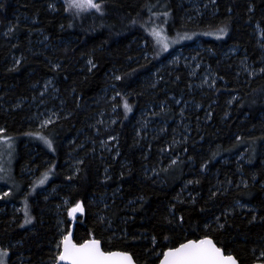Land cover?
I'll return each mask as SVG.
<instances>
[{
  "label": "trees",
  "instance_id": "16d2710c",
  "mask_svg": "<svg viewBox=\"0 0 264 264\" xmlns=\"http://www.w3.org/2000/svg\"><path fill=\"white\" fill-rule=\"evenodd\" d=\"M53 2L0 0V96L5 98L0 101V128L4 134H22L13 173L21 189L12 188L4 196V211L0 213V248L8 250V264H56L61 221L66 233L72 227L76 242L94 236L104 250L127 251L137 264H157L165 248L204 235L234 255L239 264L264 262V256L258 257L264 252V71L240 84L219 56L231 46L250 54L257 50V43L264 48V0H214L212 13L195 20L183 14L178 0H98L101 11L85 12L76 19L60 1L52 9ZM23 19H33L36 25L25 24ZM253 23L260 28L261 41L252 34ZM8 25L13 28L11 35L20 34L17 49L7 45L1 35ZM31 28L45 34L54 49L42 55L26 51L24 33ZM221 28L226 31L217 35ZM155 30L161 31L167 49L153 36ZM180 37L185 43L187 37L199 38L214 51L211 63L231 83L229 87L218 83L220 86L203 102L213 107L212 116L183 146V159L195 164L192 168L179 160L157 165L155 144L138 142L131 121L132 109L153 99L144 92L141 78L167 59L172 42ZM17 52L21 54L19 61L11 63L9 54ZM85 60H91V68ZM173 74L165 71L157 81L164 88H155L158 101L184 90ZM179 75L183 80V74ZM45 78H52L67 93L73 92L66 94L69 114L39 131L50 139L51 151L42 141L22 138L29 131L23 121L26 114L5 104V100L29 97L30 86ZM109 83L119 92L114 99L119 113L125 103L130 108L124 116L119 114L107 131L115 136L117 152L115 161L105 166L109 177L103 181V169L87 150L79 153L83 159L78 170L66 172L62 165L65 143L79 129L88 127L87 103ZM234 93L237 96L232 105H224ZM166 143L160 147H167ZM240 151L246 153V159L237 162L233 156ZM26 165L37 167L39 177L30 179L33 173L29 178L23 176ZM153 166L157 169L152 175L147 169ZM235 168L251 172L254 178L230 187H214L215 176L221 180L224 174L236 176ZM45 173L49 176L38 183ZM189 181L192 183L184 189ZM54 186L59 187L53 196L41 192ZM106 187L116 191V197L103 200ZM236 201L253 205L259 210L260 221L237 211L218 217ZM77 202L83 211L72 222L67 209ZM10 203L27 209L26 226L20 213L10 211Z\"/></svg>",
  "mask_w": 264,
  "mask_h": 264
},
{
  "label": "rangeland",
  "instance_id": "374dc122",
  "mask_svg": "<svg viewBox=\"0 0 264 264\" xmlns=\"http://www.w3.org/2000/svg\"><path fill=\"white\" fill-rule=\"evenodd\" d=\"M51 8H54L55 3L58 1L62 2L67 8V0H53ZM180 8L183 14L189 18L195 20L206 13L213 10V1L208 0H178ZM98 3V0H94ZM96 10L94 8H86L83 10H78L72 8L68 10L72 14L73 19L79 18L85 12H90ZM212 13V12H211ZM26 21L25 24L36 25L33 19H23ZM252 34L257 35L258 41L262 40L260 34V28L253 23ZM13 28L11 25L4 28L1 35L4 42L10 45L11 48L17 49L19 46V33L11 35ZM26 51L34 54H44L46 51H52L54 45L49 41L48 37L42 32L36 29H28L24 33ZM23 43V42H21ZM170 45V44H169ZM256 51L254 54H250L245 49L239 48L237 46H231L219 55L222 60L228 63V68L233 76L234 80L240 84H247L249 79L261 74L264 69V48L257 43ZM18 53V52H17ZM215 53L208 47H206L199 38L187 37L186 43L183 39L175 40L171 44V51L166 60L159 63L157 69L150 71L148 74L141 78L142 86L144 87V92L147 95H153L152 100H147L142 104L136 106L131 112V121H133V128L138 137V142L143 141V143L151 142L155 144V159H158L157 165L164 166V162H175L176 160L180 162L188 163V167H193L195 164H190V160H184L183 156L186 151H183V146L189 144L191 138L193 137L194 130L200 133V128L203 123H208L212 116V108L210 103L205 106L206 98L215 91L218 83L226 85L229 87V83L225 78L221 77L218 73L217 66H214L210 61V56H214ZM21 54L11 53L8 59L11 63L18 62ZM53 62V63H52ZM48 63L54 65V61L48 58ZM85 65L91 68L93 65L91 60H85ZM168 71L169 73L174 72L173 80L177 83H181L182 87L185 86L184 90L178 95H169L167 100L158 101L155 98L156 90L155 88H162V85H157V81L160 76ZM183 74V80L180 78ZM182 81V82H181ZM30 96L21 97L11 102L5 100V104H10L13 106V110L20 109L25 113L23 121L28 125L22 138L28 141L34 140L36 142L42 141L47 148L49 145L45 142L44 136L39 133L42 128L55 122L69 114L67 109V96L66 94L72 95L73 92L67 91L60 88L52 78H45L39 83L32 84L30 86ZM224 92L226 89L221 87ZM71 92V93H70ZM227 92V91H226ZM119 95L118 90L115 89V85L109 83L104 87L98 96H96L92 101L88 102L86 106L88 123L87 128L79 129L76 132L74 138L66 141L65 147L67 148L64 153V160L62 165L64 166V171L66 172H76L82 163V156L79 154L82 150H87L90 156H94L101 166L103 181L109 176L106 173L105 166L110 161H115L117 152L115 149V136L110 135L107 131L111 128L112 124L117 121V116L122 114L124 116L125 109H121L119 113V106L114 103L115 97ZM237 93H234L232 98L228 96L225 100L224 105L231 106L233 101L236 99ZM0 96V101L4 100ZM224 111L227 110L223 107ZM171 111V114H169ZM169 117V119H165ZM128 119V118H127ZM2 129V128H0ZM22 134H4L0 132V213L4 211L5 199L4 196L10 193L11 189L20 190L21 185L13 178L14 164L17 153V145ZM5 137L7 139H5ZM111 137V139H109ZM31 139V140H30ZM50 141V139L47 138ZM167 140L168 143L165 144L167 147H160L164 141ZM159 141V143H155ZM27 142V141H26ZM41 142V143H42ZM143 146V145H141ZM264 149V147H263ZM48 150H52L48 148ZM153 150V151H154ZM32 152V150H31ZM88 155L87 153H85ZM160 154V155H159ZM36 156V154L34 155ZM160 156H164L167 160L162 161ZM33 158V157H32ZM237 162L245 161L246 153L240 151L233 156ZM264 163V158H263ZM48 161H45L47 164ZM22 169L23 176H27L30 179H36L39 177L37 174V167L30 169L28 165L24 166ZM157 167H149L147 171L150 174H154ZM235 168L237 175L232 176L230 174H224L223 179H219L215 176L216 184L214 187H230L234 183L242 184L246 183L249 178H254V175L248 171L237 170ZM204 171V167L201 168ZM230 170V169H229ZM49 176V173H47ZM210 175H212L210 173ZM46 178L45 174L40 175V180ZM255 180V179H254ZM190 184L186 182L184 189ZM59 186H54L49 190H42V193L51 194L52 196L56 194ZM107 192L102 196V199L116 197L117 192L111 188H105ZM111 189V190H110ZM4 201V202H3ZM245 205V207H241ZM67 206L65 202L64 207ZM9 209L15 214L20 213L23 217V224L26 226L28 220L26 216L28 215L27 209H23L20 206L10 203ZM73 207V206H72ZM71 207V208H72ZM69 221L74 222L76 218L82 213L76 212L74 216L68 215ZM65 211V210H63ZM239 213H249L252 217V221H260L257 216L259 210H257L253 205L242 201H236L230 208L224 210L223 214L218 216L223 218L228 214L233 212ZM255 217V219H253ZM61 237L66 233L63 227L62 221L59 223ZM264 240V235L261 238ZM264 247V241L262 243ZM4 248H0L3 250ZM260 251L258 257H261ZM8 252L7 255L3 257L2 264H8Z\"/></svg>",
  "mask_w": 264,
  "mask_h": 264
},
{
  "label": "snow or ice",
  "instance_id": "6c2138e0",
  "mask_svg": "<svg viewBox=\"0 0 264 264\" xmlns=\"http://www.w3.org/2000/svg\"><path fill=\"white\" fill-rule=\"evenodd\" d=\"M102 2L103 0H101ZM101 3H95L94 0H67L66 11L72 8L78 10L94 8L101 11ZM225 31L226 29L221 28L218 30L217 35H223ZM152 34L157 38V42L162 44V48L167 49L168 43L166 39H161V31L155 30ZM180 38L183 39L184 37ZM117 79L120 78L117 77ZM124 107L126 110H130L127 103ZM2 131L3 129H0V132ZM5 139L7 138L5 137ZM43 139L51 147V141L47 140L46 137ZM45 176H47V173H45ZM43 182V178L38 181V183ZM189 183H192V181H189ZM241 207H245V205H241ZM80 211H83V207L80 202H77L68 210V215L74 216V213ZM165 239H168V237H165ZM153 242H155V237ZM58 249L56 261H64L66 264H136L132 254L127 251L103 250L101 241L94 236L84 239L80 243L75 242L72 239L71 230L61 237V246H58ZM7 252V249L0 250V264H2L3 257L7 255ZM225 253V248L217 246V243L209 235H204L200 239L186 240L179 243L178 246L165 248L162 257L159 259V264H237V258L234 255ZM261 255L264 256V252Z\"/></svg>",
  "mask_w": 264,
  "mask_h": 264
},
{
  "label": "water",
  "instance_id": "95a60500",
  "mask_svg": "<svg viewBox=\"0 0 264 264\" xmlns=\"http://www.w3.org/2000/svg\"><path fill=\"white\" fill-rule=\"evenodd\" d=\"M71 232H72V239L74 240V236H73V231H72V227H71ZM200 239V238H199ZM75 241V240H74ZM76 242V241H75ZM82 242V241H81ZM185 242V241H184ZM77 243H80V242H77ZM60 246H61V242H60ZM101 247H102V243H101ZM102 249H103V247H102ZM104 250V249H103ZM106 251V250H105ZM225 254H228V253H225ZM162 257V254H161V256H160V258ZM135 261V260H134ZM56 264H66V262H64V261H56ZM137 264V263H136ZM157 264H159V261H158V263ZM237 264H239V262H238V260H237ZM253 264H264V262H255V263H253Z\"/></svg>",
  "mask_w": 264,
  "mask_h": 264
},
{
  "label": "bare ground",
  "instance_id": "6f19581e",
  "mask_svg": "<svg viewBox=\"0 0 264 264\" xmlns=\"http://www.w3.org/2000/svg\"><path fill=\"white\" fill-rule=\"evenodd\" d=\"M72 15V14H71ZM183 28V27H182ZM61 242V241H60Z\"/></svg>",
  "mask_w": 264,
  "mask_h": 264
}]
</instances>
